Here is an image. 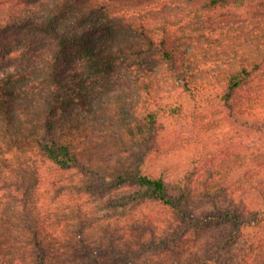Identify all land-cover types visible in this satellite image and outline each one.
<instances>
[{
	"label": "trees",
	"instance_id": "obj_1",
	"mask_svg": "<svg viewBox=\"0 0 264 264\" xmlns=\"http://www.w3.org/2000/svg\"><path fill=\"white\" fill-rule=\"evenodd\" d=\"M219 7L222 18L211 17ZM124 94L142 103L127 130L144 149L99 185L77 132ZM183 96L213 101L253 139L222 159V201L206 192L197 208L165 168L146 169L161 118L182 112ZM120 190L157 210L143 233L88 240L80 216L62 227L63 196ZM213 231L199 254L180 257L192 235ZM263 245L264 0H1L0 264H139L151 253L176 257L160 264H264Z\"/></svg>",
	"mask_w": 264,
	"mask_h": 264
},
{
	"label": "rangeland",
	"instance_id": "obj_2",
	"mask_svg": "<svg viewBox=\"0 0 264 264\" xmlns=\"http://www.w3.org/2000/svg\"><path fill=\"white\" fill-rule=\"evenodd\" d=\"M209 14L213 18H222V7L210 11ZM213 34L218 36V33ZM220 49L222 50V48ZM216 52L222 54V51H215V49L212 54ZM214 62L220 64L222 59H215ZM210 64L204 67L208 68ZM209 74V77L203 81L214 83L215 79L211 77L214 74L211 76ZM124 97L130 96L124 94L112 98L103 113L84 121L81 130L77 132L78 139L75 141L74 147L80 150L83 163L95 172V178L92 179L99 185L102 184L100 178H104V175L108 178L113 170L118 169L124 162L130 161L133 158L131 156L133 153L138 155L144 149L135 141L132 142L127 130L128 125H133L132 128L136 130V123L143 119L142 103L138 102L137 106L129 98L123 100ZM174 98L173 96L172 99L167 98L159 103L162 105L173 103ZM198 98L200 101L194 103L196 99L183 96L181 100L182 112L176 115L173 113L175 116L163 115L159 123L160 127L152 141L153 154L150 161L146 162V169L150 172L159 173L161 169L165 168L168 181L172 183L173 192L176 193L179 191V187H184L182 192L188 195L190 205L194 208L204 203L203 195L206 192L214 194L217 199L222 201V189L217 190L218 181H222V178H219L222 174V159L225 158L229 161L234 153L243 151L245 148L240 147L242 143L250 146L253 144L252 137L247 133L222 122V111L218 110L213 101L206 103L200 97ZM65 176L71 181L75 179L72 173H66ZM124 193L125 191L120 190L106 192L103 196L95 193L94 196L90 191L85 194L73 195L68 199L63 196L64 202L61 203L57 216H59V220H62V227L65 229L72 225L76 226V217H82L81 226L88 230V240L101 238V232L105 229L113 231L117 238L126 237L127 229L136 230L141 234L146 231L143 228V223L155 215L157 210L152 205L138 201L126 202L125 199H122ZM158 213L160 215L158 221L167 220V216H163L166 213L161 210ZM158 225L156 220L153 226L157 232L159 227H161V231L165 230L162 224ZM116 229L121 231L120 234ZM216 234L217 232L213 231L192 235L187 240L185 248L180 249L183 252L180 257L199 254L203 248H199V246ZM255 245L258 243L255 242ZM244 249H247V246L239 249L240 253ZM175 258V256L170 258L168 255L151 253L147 258L141 259L139 264L167 263Z\"/></svg>",
	"mask_w": 264,
	"mask_h": 264
}]
</instances>
